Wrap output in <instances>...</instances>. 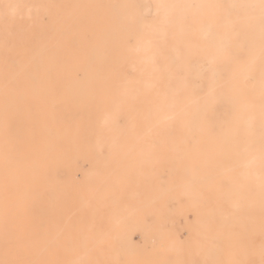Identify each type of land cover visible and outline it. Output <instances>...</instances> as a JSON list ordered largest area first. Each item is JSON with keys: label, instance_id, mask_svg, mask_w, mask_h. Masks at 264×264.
<instances>
[{"label": "bare ground", "instance_id": "6f19581e", "mask_svg": "<svg viewBox=\"0 0 264 264\" xmlns=\"http://www.w3.org/2000/svg\"><path fill=\"white\" fill-rule=\"evenodd\" d=\"M150 1L158 13L152 24L141 14L143 0H0V264H63L68 250L53 221L63 214L59 173L75 183L77 160L96 163L101 150L167 152L158 156L180 166L195 160L207 175L170 177L173 197L240 185L248 195L233 201L235 244L239 233L254 244L264 229L257 170L264 166V0H248L235 16L223 0ZM244 46L242 59L236 52ZM198 65L206 73L201 86ZM84 177L94 184L86 193L91 210L103 207L106 183L124 179ZM159 193L162 204L172 200ZM118 217L123 227L130 220ZM87 228L99 234L100 223ZM120 229L115 223L92 236L89 251L102 256L98 244H109L113 231L120 239ZM93 257L85 252L68 264H95Z\"/></svg>", "mask_w": 264, "mask_h": 264}, {"label": "rangeland", "instance_id": "374dc122", "mask_svg": "<svg viewBox=\"0 0 264 264\" xmlns=\"http://www.w3.org/2000/svg\"><path fill=\"white\" fill-rule=\"evenodd\" d=\"M247 1L223 0L222 5L229 15L235 16L242 11ZM141 14L150 24L158 19L156 8L150 0H143ZM42 18L46 20L45 16ZM2 22L0 21V28L4 27ZM236 54L242 59L246 58L245 46L238 48ZM216 64L222 68V62ZM205 75L202 66L198 65L194 77L197 86L203 84ZM246 82L252 87L255 85L253 77L247 78ZM223 112H227L226 109ZM216 128L223 132L221 123H217ZM96 154V163L94 160H77L78 167L73 171L75 183H66L63 168L59 173L64 188L61 200L63 214L59 219L54 217L53 221L58 243L69 251L60 258L63 264H68L71 260L79 262L85 252H91L96 260L95 264H264V229L254 233V244H249V236L243 233L237 234L241 244H235L233 201L235 197L248 195L242 190V186L224 183V189L216 188L207 193L197 190L178 200L173 197L176 189L168 180L177 175H185L188 179L194 172L207 175V169L200 171L195 160H189L186 166L172 165L165 156H158L166 155L167 152L148 149L101 150ZM115 155L121 157L116 158ZM117 162L120 165H116ZM257 170L264 175V166ZM85 175H118L124 179L118 183H106L104 186L109 196L103 199V207L98 209L94 206L91 210L88 208L90 200L86 193L89 189H94V184L86 181ZM248 176H253L252 168L248 169ZM156 178L159 179L157 183ZM214 185L220 186V183L215 182ZM161 190L168 199H172L165 205L158 197ZM53 200L48 193L45 198V238L48 248L51 244L50 204ZM223 208L224 213H231L229 217H224ZM120 213L125 214L127 220L130 219L124 227L120 225ZM100 214L102 219H99ZM92 220L100 223L101 233L94 234L87 228ZM115 223L121 226L118 231L120 239L115 237L117 232L113 231L110 233L109 244H98L102 256L99 257L96 250L89 251L87 246L93 242L92 236L97 239Z\"/></svg>", "mask_w": 264, "mask_h": 264}]
</instances>
